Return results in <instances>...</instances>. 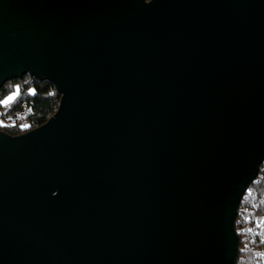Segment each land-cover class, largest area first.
I'll list each match as a JSON object with an SVG mask.
<instances>
[{
	"label": "water",
	"instance_id": "95a60500",
	"mask_svg": "<svg viewBox=\"0 0 264 264\" xmlns=\"http://www.w3.org/2000/svg\"><path fill=\"white\" fill-rule=\"evenodd\" d=\"M62 101L0 130V264H238L264 163V0H0V90Z\"/></svg>",
	"mask_w": 264,
	"mask_h": 264
},
{
	"label": "built area",
	"instance_id": "2783aa9c",
	"mask_svg": "<svg viewBox=\"0 0 264 264\" xmlns=\"http://www.w3.org/2000/svg\"><path fill=\"white\" fill-rule=\"evenodd\" d=\"M31 114L32 107L28 103H22L18 107L0 105V130H16L21 135L34 130L30 119ZM24 125L28 127L25 128ZM263 181L264 163L260 166L258 176L251 186L261 184ZM251 186L238 209L235 222L236 233L239 238V250L243 246V249L252 255L256 264H264V214L261 208L263 199L258 197Z\"/></svg>",
	"mask_w": 264,
	"mask_h": 264
},
{
	"label": "trees",
	"instance_id": "16d2710c",
	"mask_svg": "<svg viewBox=\"0 0 264 264\" xmlns=\"http://www.w3.org/2000/svg\"><path fill=\"white\" fill-rule=\"evenodd\" d=\"M17 87L20 89V94L10 106L18 107L22 103L30 104L32 107L30 119L33 129L45 125L59 111L62 98L58 95L55 86L49 81H40L30 75L6 83L0 90V101L14 94ZM31 92L35 94H30ZM2 131L13 137L21 135L16 130L3 129ZM251 189L257 192L259 198L263 199L261 208L264 214V181L261 184L252 185ZM238 264H256L252 255L245 251L243 246H241Z\"/></svg>",
	"mask_w": 264,
	"mask_h": 264
},
{
	"label": "snow or ice",
	"instance_id": "6c2138e0",
	"mask_svg": "<svg viewBox=\"0 0 264 264\" xmlns=\"http://www.w3.org/2000/svg\"><path fill=\"white\" fill-rule=\"evenodd\" d=\"M20 94V89L19 87L16 88L14 94L9 95L6 99H4L3 101H0V105H4V106H8L10 104H12L13 102H15V100L18 98ZM30 94H35L34 92H31ZM25 128L28 127V125H24Z\"/></svg>",
	"mask_w": 264,
	"mask_h": 264
}]
</instances>
